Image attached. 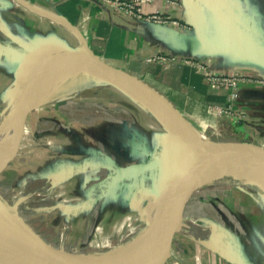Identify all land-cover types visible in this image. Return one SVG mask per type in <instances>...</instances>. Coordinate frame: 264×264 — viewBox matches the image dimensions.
<instances>
[{"label":"crops","instance_id":"0c3cea01","mask_svg":"<svg viewBox=\"0 0 264 264\" xmlns=\"http://www.w3.org/2000/svg\"><path fill=\"white\" fill-rule=\"evenodd\" d=\"M12 1L0 0L2 72L5 65H9L19 79L27 70L33 69L34 74L42 66L61 60L63 57H56L58 54L73 52L67 57L77 55L78 51L86 47L107 64L123 70L149 88L151 86L153 89L152 86L156 85L157 94L182 114L200 138L201 133H204L207 139H211L212 136H221L218 129L209 131L207 126L208 120L214 116L211 107L224 106L226 96L223 89L208 86L193 66L184 63L185 60L200 61L215 74L241 75L234 112L226 118L234 122V129L228 134L233 135L236 131L241 139H228V142L264 145V83H261L264 82V69L220 47L219 38L208 19H204L201 33H197L191 25L184 0H152L151 3L142 4L141 18L119 12L104 0ZM206 2L229 17L238 29L264 49V0ZM156 11L166 23L157 24L146 18ZM157 57L175 61L167 60L159 64L155 62ZM211 98L218 103L208 104ZM200 102L203 106H200ZM46 109L39 108L29 114L32 134L29 146L33 147V162L28 160L31 170L29 174L21 171L20 180L30 179L28 175L36 178L48 170L53 177L45 181L49 179L53 186L64 187L65 194L62 197L69 201L67 208L70 204L71 207L74 204L81 205L89 198L83 197L86 199L83 202H74L78 197L70 192L75 188L64 179L62 172L74 170L79 176L85 177L92 170L110 173L150 159H139L147 154V138L144 136L142 142L138 132L126 122L117 125L114 121L88 120L85 123L82 115L80 119L68 116L63 106L58 110ZM135 140L141 144L140 147L133 146ZM96 142L101 143V146L98 147ZM142 144L145 147L142 148ZM46 191L47 194L55 193L52 190L48 192L49 189ZM58 201L56 197L54 204ZM75 213L78 215L76 224L85 213L82 208ZM50 214L52 217L47 219L48 237H52L49 233L59 225V218L64 211L63 208H56ZM201 223L211 230L209 244H200L185 232L175 234L165 264H264V236L250 221L242 222L240 229L245 230L244 234L232 223L229 225L226 222L225 228L218 230L206 221ZM61 228L65 230L68 227L63 224ZM213 232L224 236L213 240ZM132 237L121 254H107L111 261L107 264H138L143 259L146 245L143 235L137 239L134 235ZM105 239L98 242L100 244L95 252L102 249ZM89 252L90 249L85 254ZM134 256L137 262H128ZM84 259L89 260L90 257Z\"/></svg>","mask_w":264,"mask_h":264},{"label":"rangeland","instance_id":"374dc122","mask_svg":"<svg viewBox=\"0 0 264 264\" xmlns=\"http://www.w3.org/2000/svg\"><path fill=\"white\" fill-rule=\"evenodd\" d=\"M7 1L10 2L12 0ZM25 2L27 1L25 0ZM7 4L9 5V3ZM13 4L14 6L16 5L14 2ZM2 31L3 29H0V33ZM13 70L11 66L5 65L4 71L2 72L0 67V120L3 119L7 111L9 112V110L12 109L11 112L14 114L15 111H17V108L22 106L21 104H18L21 99L20 94L26 86L28 78L31 77V74L33 73V69L27 70V73L24 72L25 75L20 76L18 79L14 72H12ZM122 72L124 71L122 70ZM28 73L30 76L27 75ZM86 82L85 84L88 85H83L81 88H77L76 86L74 88L70 87L67 91H63V93H59L48 98L44 104H40V106L29 110L25 120L23 134L21 136L20 143L17 146L15 155L5 170L0 174L1 204L13 218H16L17 221L19 219V223L21 224H28L31 226L33 233L40 237L41 241L43 239L54 249L62 247L65 251H71L73 249H79L78 251H86V249L89 250L87 244L91 240L94 227L98 225L102 226L103 233L109 237L111 242L116 244L118 239L112 236L114 226H119L126 218H129L130 226H133L134 228L137 227L134 237L136 239L142 238L143 235L144 242L146 243V218H144L140 223L137 219H139L146 211V208L153 204L154 201L156 202L162 192L166 193L165 189L167 186L172 184L175 174H173V176L169 179H159L158 176L155 177L149 173H143L137 177L128 178L123 182L110 186L111 178L114 176L116 170H113L110 173L104 171L98 173L92 170L93 172L91 171V174L86 175L85 177L83 175L79 176L74 170L72 172H62L64 173V179L71 182L75 188L70 192L72 195H77L78 197H75L76 199L73 200L74 202H83V200H86L83 197L89 198L87 202L85 201L83 204H79V207L77 204H74V207L72 206L73 208L71 207V204L67 208L68 200L62 197L65 194L64 187L53 186V183L49 179L45 181L47 178L53 177L52 175H49L48 170L47 173L37 176L36 178L28 175L31 177L30 179L27 178L26 180H20V174H22L21 171H26L25 174H29V171L31 170V167H29L30 165H28V160H31L32 157L33 148L29 146L32 141L30 129L31 115L29 114L39 108L58 110L63 106V108L66 109L68 116L71 115L72 118L80 119L79 116L82 115L85 118V123H87L88 120H93L94 122L102 120L107 122L114 121L117 125H122L123 122H126L128 126L138 132V137L142 138V142L145 137L147 138V154L145 156H141L140 158L138 157L141 161H146L148 158L151 159V155H158L161 152L163 144L165 146L163 152L167 151V148L172 145V143L169 145L170 139L166 136L167 132L163 134L162 132L155 131L153 128H148L146 126H143V128L142 125H140V123H138L131 115L130 110L125 108L124 103L119 102L123 101V99L116 100L115 98L117 96H115L112 92H108V89L100 85L96 86L93 83L90 84L89 81ZM152 88L155 92L158 91V88L156 89V85H153ZM125 93L127 94V92ZM25 96L34 98L29 95ZM133 100L136 101L134 98ZM200 106H203L202 102H200ZM145 108L147 109L146 106ZM199 108L200 107L198 106V109ZM147 114L146 115L148 117L156 122V119L152 118L150 113ZM139 116L140 120L143 122V117L141 115ZM223 118L212 116V118L207 122L209 131H216L218 129L221 136H212L211 140L210 138L207 139L204 133H201V138L206 140L210 139V141L218 143L228 142V139L239 141L241 138H239L240 135H237L236 131L235 133L232 131L234 133L233 135L228 134V132L231 133V130L234 129V122L232 123L231 120L226 119L227 117ZM20 125H18V127ZM162 128L166 131L164 127ZM16 129L10 128L8 132H5L0 136V163L4 154L9 150L11 140ZM135 138L136 137H134V139ZM243 143L246 144V142ZM96 144L98 147L101 146V143L96 142ZM136 145L137 147H140L141 144L135 140L133 142V146ZM143 147H145L144 144H142V148ZM155 149H157L156 152ZM138 158H135V160H139ZM17 159L20 161L17 162ZM31 162H33V159ZM160 174L161 173H159V176ZM12 177L14 178L12 179ZM228 180H230L229 177H221L215 180L207 189L193 193L189 197L180 213L181 230L176 234L182 232L188 234L186 232L188 229L190 230L189 236L193 240L203 245L209 244L211 230L202 225L201 222L204 221H206L207 224H212L213 228L217 230L225 228L226 222L229 223V225L232 223V226H235V228L239 229V231L243 234L245 233V230L240 229L242 222L245 223L250 221L256 229H259L262 235L264 234V208L262 203H258L248 196L242 197L238 191L233 190L230 187H223L221 183ZM43 189H45V191ZM46 189H49L48 192H51L52 190L55 191V193L51 192L50 194H47ZM56 197L59 198V201L55 205L54 199ZM25 207H30L31 209H25ZM56 208H63L64 214L60 216L59 225L56 226V229H51L52 232L49 233V235L52 237H48L46 236V232H49L47 219L52 217L50 212ZM81 208L84 209L85 214L82 216V219L80 218V220H78L75 224V220L78 217L75 212ZM123 216L125 217L123 218ZM187 220L189 221V226L187 225ZM63 224H66L68 228L63 230L61 228ZM129 233V230L126 229V227L124 228L123 225L120 230V234L125 237V240H123L122 243L125 241L129 242L133 238L132 236H128ZM96 246L97 245H95L92 250H94ZM114 246L115 245H113V247ZM41 249L48 250L46 246ZM24 253L31 254L28 252ZM135 256L131 257L128 262L131 261L136 263L137 258ZM87 257L89 258V253L79 257V259L85 260L84 258Z\"/></svg>","mask_w":264,"mask_h":264},{"label":"water","instance_id":"95a60500","mask_svg":"<svg viewBox=\"0 0 264 264\" xmlns=\"http://www.w3.org/2000/svg\"><path fill=\"white\" fill-rule=\"evenodd\" d=\"M184 1L187 6V13L191 25L197 33H201L200 30L204 24V19H208L215 35L219 38L218 45L220 47L264 69V49L255 44L238 29L229 17L213 8L206 0ZM80 52L82 54L81 60H83L84 64L92 65L106 79L113 81L126 92L144 101L146 105L148 104L150 113L154 114L155 112L156 114L154 116L159 118L157 121L163 125L165 130L172 134L171 139L173 143L168 147L167 151L152 157L146 162L117 169L111 178L110 184V186H113L128 178L137 177L143 173L158 170L164 166L171 167V169L176 167L174 180L165 189V192H168L171 188H173V191L160 219L159 241L154 250L146 255L144 260L138 263L165 264L170 255L172 239L181 230V210L209 169L215 165H224L225 167L236 165L251 169L264 179V147L247 143H218L210 140H202L182 114L145 83L122 72L119 68L107 64L86 47L81 49ZM71 53L73 52L58 54L56 57H65ZM82 72L87 75H94L87 68H82ZM47 75L49 74H43L39 79ZM34 83V80H30L23 90L29 91ZM28 112L29 110L24 114L21 125L13 134L9 150L3 156L0 163V174L5 170L15 155L23 134ZM165 177L162 178L165 179ZM158 178L160 179L161 177L158 176ZM223 236L219 232H213L211 237L213 240H219ZM42 241L48 251L53 254L47 255L46 258L56 264H98L76 257L59 255L54 252V248L51 245L47 244L43 239ZM0 247L7 252L18 249L11 242L3 240L1 237Z\"/></svg>","mask_w":264,"mask_h":264},{"label":"bare ground","instance_id":"6f19581e","mask_svg":"<svg viewBox=\"0 0 264 264\" xmlns=\"http://www.w3.org/2000/svg\"><path fill=\"white\" fill-rule=\"evenodd\" d=\"M81 56V52L78 51L77 55L72 54L71 56L63 57L61 60H57L53 63H48L42 66L34 74H31V77L28 78L27 83L30 80H34L35 83L29 91H21V99L18 104H21L22 106L17 108V111H15L14 114L11 112L12 109L9 110V112L7 111L3 119L0 120V136L3 135V133L8 132L10 128L16 129L18 125H20V123L23 121L24 114L26 113V111L32 108H36L40 106V104H44L48 98L53 97L56 94L63 93V91H67L70 87L74 88L76 86L77 88H81V86L83 85H88L85 84V82L89 81L90 84L93 83L96 86L100 85L108 89V92L114 93V95L117 96L115 98L116 100L123 99V101L119 102L124 103L125 108L127 110H130L131 115L136 119L138 123H140V125H142V127L146 126L148 128H153L155 131L162 132L163 134L167 132L166 136H168L170 139V143L168 142L169 145L173 143L172 139L170 138V136L172 135L171 132L163 130V125L159 121V123L157 122V119L159 118L154 116V114L156 113H150L148 104L146 105L144 101L139 100L137 97H135L129 92H127V94H129L131 97L127 95L125 93L126 91L122 87L115 84L113 81H109L108 79H106L100 72L97 71L95 67L87 63L84 64L83 60H81ZM82 68H87L88 70H91L94 75L91 76L83 73ZM46 73L49 75L43 76L41 79H39L41 75ZM25 95H29L34 98H29ZM133 98L136 99V101L133 100ZM145 106L147 107L148 111ZM147 113H150L152 115V118L156 119L157 123L154 122L150 117H148ZM139 115L143 117V122L142 120H140ZM164 147L165 146L163 144L160 153L163 152ZM156 151L157 149H155V152ZM151 156L153 157V155ZM175 171L176 167H173L171 169V167L164 166L158 170H153L148 173L155 177L159 176V173H161V178L167 175L168 177L166 176L165 179H169L171 176H173ZM221 177H229L230 179L221 183L223 187H230L233 190L238 191L242 197L248 196L258 203L261 202L264 208V179L253 170L236 165L231 167H225L224 165H215L211 167L209 171L205 174L203 179L200 181L199 185L196 187L194 193L207 189L215 180ZM172 191L173 188H171L166 193L162 192L156 202L154 201L153 204L146 208V211L140 216L139 219H137V221H139L140 223L144 218H146L147 226L145 230V253L142 260H144L145 256L150 254L154 250L155 246L159 241L160 219L164 213L166 204L172 194ZM1 200L2 198L0 197V237L5 241L11 242V244H13L18 249H13V251L7 252L0 247V264H56L50 259L46 258L47 255L53 254L46 249H41L45 246L43 245L41 238L33 233L31 226H29L28 224H21L19 223V219L17 221L16 218H13L9 214V212H7L5 208H3ZM124 217L125 216H123V218ZM123 225L124 228L126 227V229H128L130 232L128 236H133L135 231L137 230V227L134 228L133 226H130L129 218H126L123 222L120 223L119 226H114L112 236L118 239L116 244H113L109 237L103 233V228L101 225L94 227L91 240L87 244L88 249L91 250V248L98 242H100L102 239H106L103 243V247L101 250L95 252L97 250V246H99L100 244L98 243L96 248L89 252L90 259L88 261L95 262L98 264H107L111 262L107 254L119 255L122 253L125 245L128 243L126 241L122 243V241L125 240V237L120 234V230ZM187 225L189 226L188 220ZM186 232L189 235L190 230L187 229ZM113 245L115 246L113 247ZM78 250L73 249L71 251H65L62 247H57L54 252L62 256L78 258L79 256L84 255L88 251L87 249L86 251ZM24 252H28L31 254H26ZM130 263L133 262L130 261Z\"/></svg>","mask_w":264,"mask_h":264},{"label":"built area","instance_id":"2783aa9c","mask_svg":"<svg viewBox=\"0 0 264 264\" xmlns=\"http://www.w3.org/2000/svg\"><path fill=\"white\" fill-rule=\"evenodd\" d=\"M104 1L112 4L119 12L130 14L138 18L142 17L141 14L142 4L152 2V0H104ZM146 18L157 24L166 23L165 20L160 17L159 12L157 11L150 16H146ZM167 60H169V62L175 61L174 59H165L162 57L155 58V62L159 64H164ZM184 63L193 66L195 70L203 76L204 81L208 86L221 88L224 90L226 96V103L222 107L212 106L211 111L213 115L215 117H221V118L232 115V112H234L236 100L238 98L237 85L238 82L242 80V78L240 77L241 76L240 73H235L231 75H224V74L219 75L209 71L206 64L203 62L200 61L194 62L192 60H185ZM261 83L264 82L261 81ZM260 146L264 147V145H260Z\"/></svg>","mask_w":264,"mask_h":264},{"label":"trees","instance_id":"16d2710c","mask_svg":"<svg viewBox=\"0 0 264 264\" xmlns=\"http://www.w3.org/2000/svg\"><path fill=\"white\" fill-rule=\"evenodd\" d=\"M193 76V75H192ZM191 76V77H192ZM194 77V76H193ZM186 83H187V81H186ZM212 100H209V103L208 104H210V105H215L214 103H218V101L217 100H214V98H211ZM225 99H226V97H225ZM224 101H226V100H224ZM217 105H219V104H217ZM57 249V248H56ZM55 250V249H54Z\"/></svg>","mask_w":264,"mask_h":264}]
</instances>
